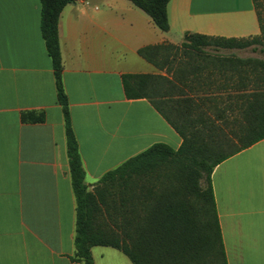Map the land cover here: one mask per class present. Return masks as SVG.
<instances>
[{"label": "crops", "instance_id": "1", "mask_svg": "<svg viewBox=\"0 0 264 264\" xmlns=\"http://www.w3.org/2000/svg\"><path fill=\"white\" fill-rule=\"evenodd\" d=\"M168 18L169 31L162 32L128 0H78L61 14L63 85L90 191L157 144L182 146L148 99L126 96L125 75H167L140 49L180 46L187 34H261L254 0H171ZM30 111L44 113L45 121L24 122ZM212 185L227 263L264 264V140L216 166ZM76 219L42 2L0 0V264H81L74 260ZM92 256L95 264H133L110 247H94Z\"/></svg>", "mask_w": 264, "mask_h": 264}, {"label": "trees", "instance_id": "2", "mask_svg": "<svg viewBox=\"0 0 264 264\" xmlns=\"http://www.w3.org/2000/svg\"><path fill=\"white\" fill-rule=\"evenodd\" d=\"M77 1L41 0L42 33L65 114L77 201L74 260L95 264L92 249L110 247L124 253L133 264H228L212 173L228 158L264 140V62L221 51L254 45L264 49V4L254 0L259 36L226 39L187 34L180 46L166 43L139 50L143 59L167 75H125L126 96L148 99L182 138V146L174 150L157 144L107 173L90 191L63 85L59 37L61 14ZM128 1L149 15L162 32L169 31L171 0ZM250 84L254 88L244 91L247 94L233 105V93ZM233 107L239 114L230 119ZM22 119L27 124L43 123L45 114L30 111ZM196 157L202 158L200 164L207 168L206 188L200 184V172L181 167L184 161ZM161 161L180 166L168 170L162 179ZM115 184L119 199L114 193Z\"/></svg>", "mask_w": 264, "mask_h": 264}, {"label": "rangeland", "instance_id": "3", "mask_svg": "<svg viewBox=\"0 0 264 264\" xmlns=\"http://www.w3.org/2000/svg\"><path fill=\"white\" fill-rule=\"evenodd\" d=\"M261 4H264V0H258ZM223 53V52H222ZM227 54H233L234 56L236 57H239L241 59H256V60H260V61H263L264 62V49H262L260 46H252L250 48H247V49H244V50H233V51H229L227 52ZM254 88V85L250 84L248 85V87H246L245 89H243V91H238L237 93H233V96H231L232 98V102H233V105L236 101H239L238 99H241L242 96L246 95L247 93L244 92V91H248L250 89H253ZM239 114V111L238 109L234 111V107L232 110H230V113L229 115L231 116L230 119H234V117ZM227 128V127H225ZM201 161H202V158L200 157H196L195 160L193 161L192 159L191 160H187V161H184L182 166L181 167H184V168H190V169H193V170H196L198 172H200L201 174V180H200V184L203 188H206L207 187V182H206V177H207V168H203V166H201ZM159 171L160 174L162 175V179H165L166 176H167V171H175L179 168L180 164H169L167 162L163 163V161L159 162ZM137 183H143L141 182L142 180H135ZM136 182H134V191L136 190ZM114 193L115 195H117L116 199H119L120 197V194H118V186L117 184H115L114 186ZM129 194H131L129 192ZM105 221V218L103 219V222ZM106 222V221H105ZM222 263V262H221Z\"/></svg>", "mask_w": 264, "mask_h": 264}]
</instances>
